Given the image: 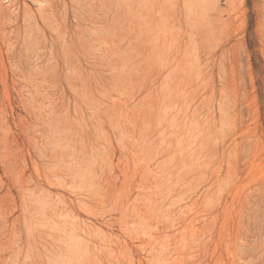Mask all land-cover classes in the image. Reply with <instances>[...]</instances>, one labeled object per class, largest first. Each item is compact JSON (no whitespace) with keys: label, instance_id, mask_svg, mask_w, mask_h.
Masks as SVG:
<instances>
[{"label":"rangeland","instance_id":"1","mask_svg":"<svg viewBox=\"0 0 264 264\" xmlns=\"http://www.w3.org/2000/svg\"><path fill=\"white\" fill-rule=\"evenodd\" d=\"M0 264H264V0H0Z\"/></svg>","mask_w":264,"mask_h":264}]
</instances>
